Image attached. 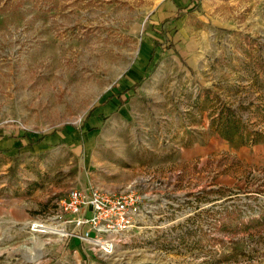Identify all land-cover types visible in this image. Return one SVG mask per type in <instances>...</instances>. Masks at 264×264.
Listing matches in <instances>:
<instances>
[{
    "label": "rangeland",
    "instance_id": "1",
    "mask_svg": "<svg viewBox=\"0 0 264 264\" xmlns=\"http://www.w3.org/2000/svg\"><path fill=\"white\" fill-rule=\"evenodd\" d=\"M62 130L0 149V264L70 261L73 187L147 195L83 264H264V0H0V137Z\"/></svg>",
    "mask_w": 264,
    "mask_h": 264
},
{
    "label": "built area",
    "instance_id": "2",
    "mask_svg": "<svg viewBox=\"0 0 264 264\" xmlns=\"http://www.w3.org/2000/svg\"><path fill=\"white\" fill-rule=\"evenodd\" d=\"M146 198V194L141 195L134 190L110 193L95 187L87 190L73 187L65 198L58 200V207L50 212V217L58 220L66 215L63 223H71L75 227L70 236L80 240L86 253L104 257L113 253L120 238L147 207L148 204H143ZM36 224L32 223V226Z\"/></svg>",
    "mask_w": 264,
    "mask_h": 264
},
{
    "label": "crops",
    "instance_id": "3",
    "mask_svg": "<svg viewBox=\"0 0 264 264\" xmlns=\"http://www.w3.org/2000/svg\"><path fill=\"white\" fill-rule=\"evenodd\" d=\"M60 132L53 133L51 135H42L35 142H30L25 137H11V139L0 137V149L4 151L3 153L9 154L12 152V150H15V147L23 146L26 151L29 150L32 152L41 153L43 150L49 149L51 145L56 144V142L71 141V139H73L75 136L73 132H68L66 130H62V132ZM38 190L39 189L35 191L38 192ZM39 192H41V190H39ZM20 198L22 197L18 195V197H14V200ZM62 249L64 250L63 252L65 253V256H68L70 259V261L68 260L66 264H83L87 260L90 262V257L85 252V249L83 248L81 243L78 244L70 240V242L64 243Z\"/></svg>",
    "mask_w": 264,
    "mask_h": 264
},
{
    "label": "bare ground",
    "instance_id": "4",
    "mask_svg": "<svg viewBox=\"0 0 264 264\" xmlns=\"http://www.w3.org/2000/svg\"><path fill=\"white\" fill-rule=\"evenodd\" d=\"M36 227H38V229L36 228V230H39V231H44V230H46V231H52L53 233H56V234H62L63 233V229L62 228H52V227H48L47 225H45V224H36L35 225ZM35 230V231H36ZM51 232V233H52Z\"/></svg>",
    "mask_w": 264,
    "mask_h": 264
},
{
    "label": "trees",
    "instance_id": "5",
    "mask_svg": "<svg viewBox=\"0 0 264 264\" xmlns=\"http://www.w3.org/2000/svg\"><path fill=\"white\" fill-rule=\"evenodd\" d=\"M196 4H193L192 6H190L189 10H193L194 8H196ZM188 8V7H187ZM151 59V58H150ZM141 82V79L137 80L136 82H134L132 85H130L128 88L123 89L122 91H116L117 94H126L129 92V89H134L136 88Z\"/></svg>",
    "mask_w": 264,
    "mask_h": 264
}]
</instances>
